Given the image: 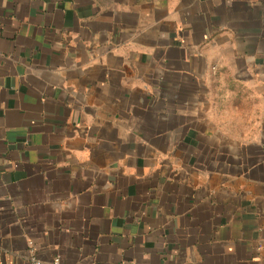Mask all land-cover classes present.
<instances>
[{
  "label": "crops",
  "instance_id": "crops-1",
  "mask_svg": "<svg viewBox=\"0 0 264 264\" xmlns=\"http://www.w3.org/2000/svg\"><path fill=\"white\" fill-rule=\"evenodd\" d=\"M264 264V0H0V264Z\"/></svg>",
  "mask_w": 264,
  "mask_h": 264
},
{
  "label": "built area",
  "instance_id": "built-area-1",
  "mask_svg": "<svg viewBox=\"0 0 264 264\" xmlns=\"http://www.w3.org/2000/svg\"><path fill=\"white\" fill-rule=\"evenodd\" d=\"M31 264H41L40 262L36 261V260H32Z\"/></svg>",
  "mask_w": 264,
  "mask_h": 264
}]
</instances>
